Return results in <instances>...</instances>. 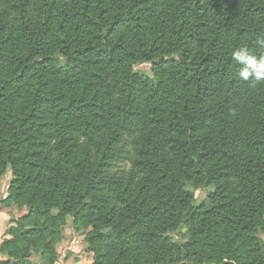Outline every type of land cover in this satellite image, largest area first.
Returning a JSON list of instances; mask_svg holds the SVG:
<instances>
[{
  "label": "trees",
  "instance_id": "trees-1",
  "mask_svg": "<svg viewBox=\"0 0 264 264\" xmlns=\"http://www.w3.org/2000/svg\"><path fill=\"white\" fill-rule=\"evenodd\" d=\"M244 48L264 56V0H0V264H55L70 219L92 264H264Z\"/></svg>",
  "mask_w": 264,
  "mask_h": 264
},
{
  "label": "rangeland",
  "instance_id": "rangeland-1",
  "mask_svg": "<svg viewBox=\"0 0 264 264\" xmlns=\"http://www.w3.org/2000/svg\"><path fill=\"white\" fill-rule=\"evenodd\" d=\"M139 70L143 73H150V65L144 64L139 66ZM11 182V171L5 176L2 181L0 189V200H5L8 196V190ZM208 188H200L196 192V198L198 202L205 199ZM57 214V211H54ZM17 217L14 208H8L4 204L0 206V247L5 239L6 231L11 225V220ZM86 233H77L72 226V220L70 219L65 227L64 238L61 245L58 248V261L55 264H92L94 262V255L88 254L87 245L84 240ZM1 258L2 255L0 254ZM1 260V259H0ZM34 264H42L40 258L35 256L32 258Z\"/></svg>",
  "mask_w": 264,
  "mask_h": 264
},
{
  "label": "clouds",
  "instance_id": "clouds-1",
  "mask_svg": "<svg viewBox=\"0 0 264 264\" xmlns=\"http://www.w3.org/2000/svg\"><path fill=\"white\" fill-rule=\"evenodd\" d=\"M232 55L236 62L246 64L252 70L250 72L246 68L241 72L240 75L243 80H248L250 76H253L256 81H264V56L257 60L256 56L247 48L235 51Z\"/></svg>",
  "mask_w": 264,
  "mask_h": 264
},
{
  "label": "crops",
  "instance_id": "crops-1",
  "mask_svg": "<svg viewBox=\"0 0 264 264\" xmlns=\"http://www.w3.org/2000/svg\"><path fill=\"white\" fill-rule=\"evenodd\" d=\"M0 259H1V256H0Z\"/></svg>",
  "mask_w": 264,
  "mask_h": 264
}]
</instances>
